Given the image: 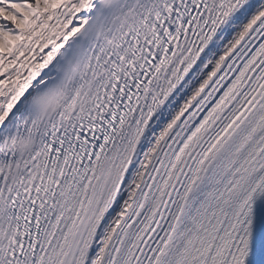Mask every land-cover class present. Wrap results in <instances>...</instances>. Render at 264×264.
Masks as SVG:
<instances>
[{"label": "snow or ice", "instance_id": "6c2138e0", "mask_svg": "<svg viewBox=\"0 0 264 264\" xmlns=\"http://www.w3.org/2000/svg\"><path fill=\"white\" fill-rule=\"evenodd\" d=\"M0 264H264V0H0Z\"/></svg>", "mask_w": 264, "mask_h": 264}]
</instances>
